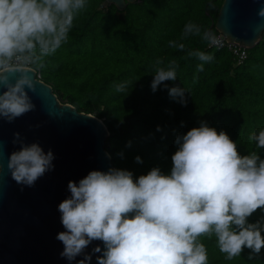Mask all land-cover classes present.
Returning a JSON list of instances; mask_svg holds the SVG:
<instances>
[{
    "label": "clouds",
    "instance_id": "clouds-1",
    "mask_svg": "<svg viewBox=\"0 0 264 264\" xmlns=\"http://www.w3.org/2000/svg\"><path fill=\"white\" fill-rule=\"evenodd\" d=\"M87 6L88 0H0V87L6 89L0 93V118L12 122L34 110L25 87L34 91L35 79L28 73L44 68L46 58L68 42L75 19ZM258 16L264 17V6ZM217 34L202 33L190 21L181 39L199 36L214 44ZM169 47L182 51L185 45L169 41ZM188 56L201 61L197 71L214 60L211 53L199 50ZM155 65L151 90L163 86L185 105L186 90L164 83L177 79V61L164 66L158 58ZM14 69L19 76L13 83L6 73ZM126 87L124 82L116 90ZM14 136L16 143L19 134ZM248 138L256 149L264 148V128ZM19 142L20 150L10 154L7 167L17 184L31 187L53 169L54 156L37 143ZM174 143L178 148L168 175L154 167L133 179L130 171L109 168L90 171L78 183L68 182L70 197L58 205L65 229L56 236L64 246L61 257L72 261L98 240L103 249H92L102 253L97 264H209L201 237H215L226 260L240 257L245 248L250 250L249 261L259 256L264 248V217L255 223L248 218L258 209L264 212V159L256 150L240 155L236 142L206 122L178 135ZM90 260L91 255L85 254L77 264Z\"/></svg>",
    "mask_w": 264,
    "mask_h": 264
},
{
    "label": "trees",
    "instance_id": "trees-1",
    "mask_svg": "<svg viewBox=\"0 0 264 264\" xmlns=\"http://www.w3.org/2000/svg\"><path fill=\"white\" fill-rule=\"evenodd\" d=\"M103 1L88 0L68 42L46 58L44 68L36 70L61 103L102 119L109 133L105 149L114 168L130 171L133 179L154 167L170 174L176 137L201 122L217 132L223 130L237 143L240 155L256 150L264 159V148L256 149L248 138L264 128V30L261 39L246 49V60L237 64L224 47L199 36L181 39L190 21L202 33L217 34L215 22L223 0H135L126 1L122 9L103 6ZM169 41L183 43L184 50L169 47ZM196 50L214 56L203 71H197L201 61L188 56ZM158 58L164 66L169 60L177 61V79L164 83L186 90L185 105L170 97L163 86L151 90ZM124 82L125 91H117ZM262 217L264 212L258 209L248 222ZM200 239L209 264H264V248L252 261L247 248L240 257L226 260L215 237Z\"/></svg>",
    "mask_w": 264,
    "mask_h": 264
},
{
    "label": "water",
    "instance_id": "water-1",
    "mask_svg": "<svg viewBox=\"0 0 264 264\" xmlns=\"http://www.w3.org/2000/svg\"><path fill=\"white\" fill-rule=\"evenodd\" d=\"M135 0H104L103 6L114 4L122 9ZM264 0H223L215 22L216 30L246 48L253 47L264 30V17L258 16ZM15 82V69L6 73ZM33 77L35 90L25 91L35 105L34 110L8 122L0 118V264H77L91 255L87 264H97L92 249L101 241H93L74 260L61 257L63 244L56 239L65 231L58 205L70 197L68 182H79L90 171L106 172L114 168L105 149L108 129L102 119L78 111L69 103H61L52 87ZM0 87V93L5 91ZM18 133V142L14 134ZM37 143L47 153L52 151L53 169L37 179L33 186L17 184L7 167L8 157L20 150L21 144Z\"/></svg>",
    "mask_w": 264,
    "mask_h": 264
},
{
    "label": "built area",
    "instance_id": "built-area-1",
    "mask_svg": "<svg viewBox=\"0 0 264 264\" xmlns=\"http://www.w3.org/2000/svg\"><path fill=\"white\" fill-rule=\"evenodd\" d=\"M216 42L214 44H211L213 46H216L218 48L224 47L228 51H230L233 56L236 58L237 64H241L246 60L247 58V50L245 47L234 43V42H227L226 38L222 34H217L215 36ZM32 67V66H31ZM36 75L38 79H40V75L36 70Z\"/></svg>",
    "mask_w": 264,
    "mask_h": 264
}]
</instances>
